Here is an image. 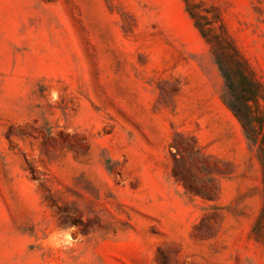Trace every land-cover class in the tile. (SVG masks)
I'll return each mask as SVG.
<instances>
[{"label": "rangeland", "instance_id": "374dc122", "mask_svg": "<svg viewBox=\"0 0 264 264\" xmlns=\"http://www.w3.org/2000/svg\"><path fill=\"white\" fill-rule=\"evenodd\" d=\"M189 3L258 83L264 139V0ZM187 7L0 0V264H264L258 148Z\"/></svg>", "mask_w": 264, "mask_h": 264}, {"label": "trees", "instance_id": "16d2710c", "mask_svg": "<svg viewBox=\"0 0 264 264\" xmlns=\"http://www.w3.org/2000/svg\"><path fill=\"white\" fill-rule=\"evenodd\" d=\"M185 1L188 4L187 10L196 21L203 37L212 46L214 60L225 80L226 89L222 100L240 122L252 145L258 148L264 174V139L259 138L263 124L260 123L254 111V105L257 104L260 96L259 85L252 78L245 63L234 49L219 35L212 33L211 26H213L214 20L208 16H203L205 21L203 23L201 21L202 17L197 11L199 7L196 4L189 3L190 0ZM254 234L257 239L264 242V206L254 226Z\"/></svg>", "mask_w": 264, "mask_h": 264}, {"label": "crops", "instance_id": "0c3cea01", "mask_svg": "<svg viewBox=\"0 0 264 264\" xmlns=\"http://www.w3.org/2000/svg\"><path fill=\"white\" fill-rule=\"evenodd\" d=\"M222 106H224V103L222 104ZM230 114L232 116H234L232 114V112ZM208 118H211V116L205 115L201 118H198L197 119L198 125H195V127H194V134L196 135V138L198 139L200 144L202 146L209 145L211 148L215 147L216 153L219 154V157H221L222 159L230 160L234 164H239L238 156L236 155L237 153L233 150L235 148V146L233 145V143H234L233 135H231L229 133H225L224 134L225 138L222 142H218V140H216V137H211L208 140L206 139L205 135L207 133L212 134V135H217L218 134L217 131H219L221 128L218 123L208 124L206 122V119H208ZM231 122H233L236 125V134L238 135V137L241 140V137H242L241 136V125H240L239 121L234 116V121H233V117H232ZM225 149L228 152V156L227 155L225 156L222 153ZM243 154L244 155L247 154V149L246 150L244 149Z\"/></svg>", "mask_w": 264, "mask_h": 264}]
</instances>
